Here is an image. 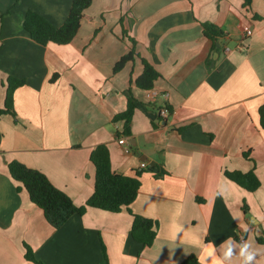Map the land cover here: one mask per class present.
Returning a JSON list of instances; mask_svg holds the SVG:
<instances>
[{
    "label": "crops",
    "instance_id": "crops-1",
    "mask_svg": "<svg viewBox=\"0 0 264 264\" xmlns=\"http://www.w3.org/2000/svg\"><path fill=\"white\" fill-rule=\"evenodd\" d=\"M70 6L0 0V107L7 78L25 80L14 92L16 116L0 117V264H36L25 244L43 264H181L192 254L215 264L221 244L240 236L264 264V0H92L66 44L39 43L23 26L29 9L62 25ZM203 22L222 29L220 51H211ZM133 45L160 72L154 87L167 100L135 85L140 56L114 72ZM128 88L137 101L132 135L118 136L123 122L113 117L126 109ZM164 102L168 117L158 114ZM100 143L114 172L143 171L130 208L158 221L150 246L131 237L126 208L88 207L52 226L9 172L13 160L38 169L81 205L94 191L90 153ZM252 169L253 191L226 174Z\"/></svg>",
    "mask_w": 264,
    "mask_h": 264
},
{
    "label": "trees",
    "instance_id": "trees-1",
    "mask_svg": "<svg viewBox=\"0 0 264 264\" xmlns=\"http://www.w3.org/2000/svg\"><path fill=\"white\" fill-rule=\"evenodd\" d=\"M253 0H243V5L250 7ZM92 0H71V6L68 16L62 25H55L45 16L35 10L29 9L24 17L23 26L35 41L46 44L54 42L57 44L69 43L76 35L83 17L84 11L91 4ZM204 33L212 39L211 51H220L218 37L223 35V31L214 23L203 22ZM126 34V30H124ZM135 43V38L130 37ZM140 56L134 47L124 54L115 64L114 72L120 70L124 64ZM143 62V72L134 81L135 85L142 89H150L154 87L155 80L161 76L160 72L145 58L141 57ZM54 74L51 80H54ZM24 79H18L13 76L7 78V90L5 96L4 107H0V117L2 114L9 113L16 116L14 109V92L22 84ZM127 107L123 111L117 113L113 117V121H122L121 134L131 136V121L137 101L134 98L131 88L126 91ZM260 124L264 128V106L260 107ZM90 159L95 166V182L94 191L87 198L84 204L77 205L71 197L62 189L56 187L49 178L40 170L28 167L24 163L13 160L9 163V172L11 176L20 181L27 190L29 197L33 203L38 205L44 213L47 221L54 227L62 226L72 215L84 214L88 207L99 208L110 212H119L126 208L133 216V222L130 229L131 237L142 246H150L157 234L158 221L143 215L134 213L130 204L135 200L141 181L139 176L142 169L137 170L134 175H126L116 173L111 168V156L109 147L105 143L98 144L90 153ZM165 172L161 170L157 173L160 176ZM227 176L239 183L248 190H256L260 186V181L254 170L242 172L239 170L226 172ZM260 242H264V237H258ZM26 246L25 257L36 264H43L39 261L33 252V249ZM181 264H199L197 257L192 254L188 256Z\"/></svg>",
    "mask_w": 264,
    "mask_h": 264
},
{
    "label": "clouds",
    "instance_id": "clouds-1",
    "mask_svg": "<svg viewBox=\"0 0 264 264\" xmlns=\"http://www.w3.org/2000/svg\"><path fill=\"white\" fill-rule=\"evenodd\" d=\"M232 242V243H230ZM214 254L215 246L211 245ZM223 249L222 256L219 257L215 264H257V256L260 254V249L253 246L249 241H240L237 243L231 237L225 240L221 246Z\"/></svg>",
    "mask_w": 264,
    "mask_h": 264
},
{
    "label": "built area",
    "instance_id": "built-area-1",
    "mask_svg": "<svg viewBox=\"0 0 264 264\" xmlns=\"http://www.w3.org/2000/svg\"><path fill=\"white\" fill-rule=\"evenodd\" d=\"M244 32L246 35H250V34H252L253 29L251 27L247 26V27H244ZM147 95L151 101H157V99L159 97L165 101L169 97V92L168 91H160L157 88L152 87L150 89H147ZM171 113H172V109L165 102L160 104L159 109H158L159 116L168 117ZM119 142L125 143L126 142L125 137H120ZM141 167L145 168V167H147V164L145 162H142ZM242 240L245 241V238L240 236L239 242Z\"/></svg>",
    "mask_w": 264,
    "mask_h": 264
}]
</instances>
